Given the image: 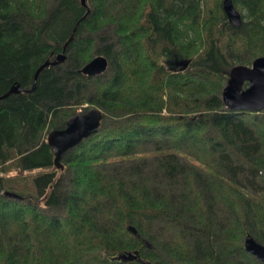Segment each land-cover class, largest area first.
Here are the masks:
<instances>
[{
	"label": "trees",
	"instance_id": "trees-1",
	"mask_svg": "<svg viewBox=\"0 0 264 264\" xmlns=\"http://www.w3.org/2000/svg\"><path fill=\"white\" fill-rule=\"evenodd\" d=\"M232 1L237 26L221 0H0V264H263L264 109L221 93L264 56V0ZM94 106L58 168L48 132Z\"/></svg>",
	"mask_w": 264,
	"mask_h": 264
},
{
	"label": "water",
	"instance_id": "water-1",
	"mask_svg": "<svg viewBox=\"0 0 264 264\" xmlns=\"http://www.w3.org/2000/svg\"><path fill=\"white\" fill-rule=\"evenodd\" d=\"M86 0H81L85 5ZM221 7L227 21L237 26L242 22L241 12L234 6L232 0H222ZM75 30V29H74ZM68 41L64 44L63 50L67 43L72 39L73 32ZM66 56L63 51L58 53L53 61H45L35 72L34 79L40 70L47 65H55L63 62ZM190 59H181L178 64L181 69H185L190 63ZM108 66V60L104 55H96L86 62L80 71L84 75L97 76L104 73ZM34 85L32 86V88ZM31 88V89H32ZM21 87L17 84L12 85L5 94L20 93ZM221 98L224 105L231 110L260 111L264 109V56L255 58L251 65L238 64L234 65L230 71L225 86L222 89ZM102 120V110L98 107H90L84 112L76 113L70 116L62 129H53L47 134V143L54 155V164L62 168L60 162L61 156L67 150L78 145L83 139L96 133ZM6 195L17 197L16 194L5 192ZM135 233V230L131 228ZM244 248L255 259L264 264V244L255 240L250 234L244 237ZM135 253H121L116 256L123 261L135 259Z\"/></svg>",
	"mask_w": 264,
	"mask_h": 264
},
{
	"label": "flooded vegetation",
	"instance_id": "flooded-vegetation-1",
	"mask_svg": "<svg viewBox=\"0 0 264 264\" xmlns=\"http://www.w3.org/2000/svg\"><path fill=\"white\" fill-rule=\"evenodd\" d=\"M173 57H175V58H173ZM173 57H171V58H173V59H171V61H170V63L169 64H171L170 65V68H176V69H181V66L178 64V62L179 61H177V60H179L181 57L180 56H178V55H175V56H173ZM181 70H183V69H181Z\"/></svg>",
	"mask_w": 264,
	"mask_h": 264
},
{
	"label": "rangeland",
	"instance_id": "rangeland-1",
	"mask_svg": "<svg viewBox=\"0 0 264 264\" xmlns=\"http://www.w3.org/2000/svg\"><path fill=\"white\" fill-rule=\"evenodd\" d=\"M222 1V0H221ZM221 9H222V7H221ZM223 11V10H222ZM224 13V12H223ZM250 66V65H249ZM181 71V70H180ZM90 108V107H89Z\"/></svg>",
	"mask_w": 264,
	"mask_h": 264
}]
</instances>
